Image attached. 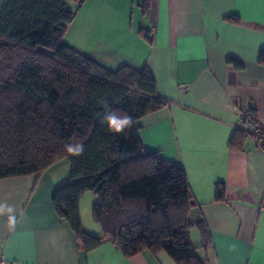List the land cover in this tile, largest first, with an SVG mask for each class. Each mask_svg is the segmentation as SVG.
Here are the masks:
<instances>
[{
	"label": "crops",
	"instance_id": "crops-1",
	"mask_svg": "<svg viewBox=\"0 0 264 264\" xmlns=\"http://www.w3.org/2000/svg\"><path fill=\"white\" fill-rule=\"evenodd\" d=\"M147 2V10L144 3ZM62 42L109 71L147 69L166 104L138 122L142 148L183 169L189 238L204 264H264V152L249 136L229 147L242 111L264 124V0H66ZM237 63L238 65H235ZM73 180L60 160L39 175L0 179L4 264H177L165 252L125 257L111 241L83 251L55 213V190ZM224 184V198L215 197ZM97 196L78 210L83 231L102 237ZM199 222L209 243L203 244Z\"/></svg>",
	"mask_w": 264,
	"mask_h": 264
},
{
	"label": "trees",
	"instance_id": "trees-1",
	"mask_svg": "<svg viewBox=\"0 0 264 264\" xmlns=\"http://www.w3.org/2000/svg\"><path fill=\"white\" fill-rule=\"evenodd\" d=\"M73 16L66 0H0V179L39 175L65 159L73 182L58 187L51 203L83 251L106 239L125 257L148 249L177 264H204L189 238L183 169L151 155L139 140L138 121L166 104L153 76L125 66L109 71L66 46L62 37ZM104 102L132 116L134 127L107 131L100 122ZM246 136L237 130L229 147ZM78 142L79 157L65 148ZM224 190L216 185L217 200ZM86 192L98 198L93 218L100 238L81 227L78 204ZM197 226L207 245L204 223Z\"/></svg>",
	"mask_w": 264,
	"mask_h": 264
},
{
	"label": "clouds",
	"instance_id": "clouds-1",
	"mask_svg": "<svg viewBox=\"0 0 264 264\" xmlns=\"http://www.w3.org/2000/svg\"><path fill=\"white\" fill-rule=\"evenodd\" d=\"M104 114L100 118V122L106 125L107 131L116 134H124L135 125V120L126 112H121L119 109L112 108L107 102L103 103ZM66 151L73 156H82L84 154V145L82 143L65 145ZM5 211L12 213L14 209L6 205L0 204V214Z\"/></svg>",
	"mask_w": 264,
	"mask_h": 264
},
{
	"label": "built area",
	"instance_id": "built-area-1",
	"mask_svg": "<svg viewBox=\"0 0 264 264\" xmlns=\"http://www.w3.org/2000/svg\"><path fill=\"white\" fill-rule=\"evenodd\" d=\"M241 123L245 124L247 130L245 132L253 141L254 145L264 152V124L254 118L250 111H242L239 115ZM0 264H4V257L0 254Z\"/></svg>",
	"mask_w": 264,
	"mask_h": 264
}]
</instances>
